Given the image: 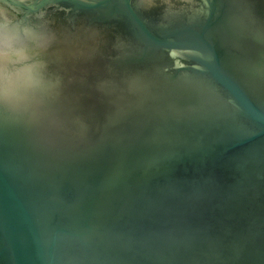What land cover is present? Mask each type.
I'll return each instance as SVG.
<instances>
[{
	"label": "water",
	"instance_id": "water-1",
	"mask_svg": "<svg viewBox=\"0 0 264 264\" xmlns=\"http://www.w3.org/2000/svg\"><path fill=\"white\" fill-rule=\"evenodd\" d=\"M4 24L39 72L0 64V264H264V0H0Z\"/></svg>",
	"mask_w": 264,
	"mask_h": 264
},
{
	"label": "clouds",
	"instance_id": "clouds-1",
	"mask_svg": "<svg viewBox=\"0 0 264 264\" xmlns=\"http://www.w3.org/2000/svg\"><path fill=\"white\" fill-rule=\"evenodd\" d=\"M38 37L26 38L9 25H0V64L7 65L15 62L23 66L20 80L35 82L39 66L31 63L32 46L38 43ZM5 91H8L6 85Z\"/></svg>",
	"mask_w": 264,
	"mask_h": 264
}]
</instances>
